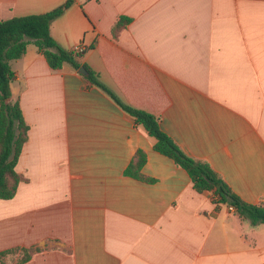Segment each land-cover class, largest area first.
Segmentation results:
<instances>
[{"label":"crops","instance_id":"0c3cea01","mask_svg":"<svg viewBox=\"0 0 264 264\" xmlns=\"http://www.w3.org/2000/svg\"><path fill=\"white\" fill-rule=\"evenodd\" d=\"M65 1L0 0V21ZM50 34L82 46L117 100L159 117L239 199L264 204V0H75ZM10 64L28 132L16 193L0 199V252L37 249L23 264H264V225L215 210L85 75L51 70L32 44ZM138 150L149 182L125 175Z\"/></svg>","mask_w":264,"mask_h":264},{"label":"trees","instance_id":"16d2710c","mask_svg":"<svg viewBox=\"0 0 264 264\" xmlns=\"http://www.w3.org/2000/svg\"><path fill=\"white\" fill-rule=\"evenodd\" d=\"M75 0H66L57 8L39 15L14 17L0 21V199L14 197L20 182L15 167L23 145L27 141L28 126L25 123L18 100H12L10 85L15 79L11 62L23 57L29 44L34 45L44 57L51 70H59L69 64L74 70L84 67L89 84L105 91L111 98L155 139L154 150L173 160L175 165L184 169L198 193H210L215 210L227 205L251 225H264V204L251 205L239 199L207 163L187 156L175 142L160 128V119L154 114L132 108L117 100L98 80V76L84 63V50L61 48L51 37L50 25L61 16ZM129 19L119 18L112 26L115 38L126 27ZM146 161L144 153L138 150L133 161L125 169V175L149 182L140 174ZM37 249L12 248L0 252V264H23Z\"/></svg>","mask_w":264,"mask_h":264},{"label":"water","instance_id":"95a60500","mask_svg":"<svg viewBox=\"0 0 264 264\" xmlns=\"http://www.w3.org/2000/svg\"><path fill=\"white\" fill-rule=\"evenodd\" d=\"M78 72L82 75H85V76L88 74V72L86 71V69L84 67L79 68Z\"/></svg>","mask_w":264,"mask_h":264},{"label":"built area","instance_id":"2783aa9c","mask_svg":"<svg viewBox=\"0 0 264 264\" xmlns=\"http://www.w3.org/2000/svg\"><path fill=\"white\" fill-rule=\"evenodd\" d=\"M74 50L76 51V52H81V51H83V48H82V46H76L75 48H74Z\"/></svg>","mask_w":264,"mask_h":264}]
</instances>
